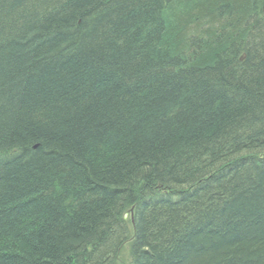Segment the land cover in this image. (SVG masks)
Wrapping results in <instances>:
<instances>
[{
    "label": "trees",
    "instance_id": "obj_1",
    "mask_svg": "<svg viewBox=\"0 0 264 264\" xmlns=\"http://www.w3.org/2000/svg\"><path fill=\"white\" fill-rule=\"evenodd\" d=\"M0 264H264L263 0H0Z\"/></svg>",
    "mask_w": 264,
    "mask_h": 264
},
{
    "label": "water",
    "instance_id": "obj_2",
    "mask_svg": "<svg viewBox=\"0 0 264 264\" xmlns=\"http://www.w3.org/2000/svg\"><path fill=\"white\" fill-rule=\"evenodd\" d=\"M263 11H264V0H263ZM124 216H125L124 219H126L127 218V214H125Z\"/></svg>",
    "mask_w": 264,
    "mask_h": 264
}]
</instances>
